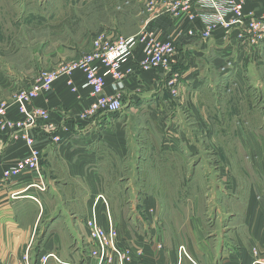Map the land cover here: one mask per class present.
Masks as SVG:
<instances>
[{"label":"crops","instance_id":"obj_1","mask_svg":"<svg viewBox=\"0 0 264 264\" xmlns=\"http://www.w3.org/2000/svg\"><path fill=\"white\" fill-rule=\"evenodd\" d=\"M179 4L165 16L147 22V35L175 36L177 59L171 62V71L141 69L143 45L137 43L120 66L130 72L118 84L109 75L105 77L103 92L120 99L119 112L83 116L92 97L81 71L72 75L71 85L59 77L49 91L32 100L30 107L47 114L46 119L22 131L40 153L38 173L24 169L13 173L31 148L15 131L1 129L5 120L24 118L9 101L35 80L25 78L18 88L9 80L5 87L0 86V103H7L5 116L0 117V264H42L41 258L47 254L59 262L50 257L44 264H94L88 256L91 241L81 223L84 215L91 214L90 196L102 194L113 207L117 197L132 192L136 197L142 195L138 202L145 210L155 211L161 204L159 196L171 197L170 210L187 208L188 216L184 218L182 213L184 221L171 226L174 235L168 231L154 234L158 226L150 223L151 234L142 236L131 230L139 221H115L112 214L103 218L97 213L101 227L113 229L117 243L130 249L133 260L129 264H252L251 250H264V139L254 127L244 124L243 129V123L236 120L231 126V121L222 118L251 114L254 106L246 112L219 106L216 115L218 129L228 140L214 142L215 156L231 165L233 180L251 181L244 198L235 199L240 228L225 229L220 242L214 232L207 238L198 213L202 197L191 191L199 190L206 179L207 99L201 58L209 53L212 66L222 68V76L237 79V72L225 67L226 61H236L237 66L238 62L262 61L258 57L264 52V41L244 46L248 42L242 36L244 28L237 26L228 35L221 28L214 30L206 45L197 34L204 9H185ZM242 5L244 14L264 16V0H242ZM107 32L116 33L113 28ZM93 37L82 47V56L91 50ZM77 56L79 53L69 59ZM94 64L98 66V62ZM181 193L185 198H178ZM232 232L231 244L227 239Z\"/></svg>","mask_w":264,"mask_h":264},{"label":"rangeland","instance_id":"obj_2","mask_svg":"<svg viewBox=\"0 0 264 264\" xmlns=\"http://www.w3.org/2000/svg\"><path fill=\"white\" fill-rule=\"evenodd\" d=\"M235 1L236 7L242 13L240 17L242 22L247 23L249 20L254 19L249 14H244L242 0ZM178 2H180L179 6L185 9L192 8V6H196V9H203L198 0H190L188 3H186V0H0V86L5 87L6 81L9 80L15 85V88H18L25 78L36 81L44 71L51 72L65 64L78 60L77 58L82 57V47L93 36L105 35L116 38L119 36H135L134 34L131 35L132 33L137 34L136 36L146 34L149 31L147 30V24L163 15L165 16L167 11L174 8ZM225 2L226 0H219L216 6L204 7V11L206 15L213 17V20L219 21L221 18L225 22L221 30L225 35H228V32L230 33L237 26L232 27L227 32L226 23L234 18V11L231 10L230 13L221 12L219 7L223 6ZM193 15L194 13L191 14V16ZM112 28L116 33L114 35L110 34V36L107 30ZM213 31L207 37L198 35V40L200 42L206 40V45H209L211 43L209 39H212ZM150 34L149 36L152 38L161 39V37L157 38L152 33ZM245 36L248 42L243 43L244 46L264 41H254L253 36ZM237 38L240 39L239 36ZM76 53H79V57L69 59L71 55L74 56ZM176 55L177 50L176 54L173 55V60L177 59ZM258 58L262 61L256 59L255 61L250 60V62H238V66L234 63L236 61H226L228 65L225 67L237 72V79L226 75L222 76V73H220L222 68L217 69L212 66L209 53L201 58L204 61L202 63L204 68L200 70L203 71L204 94L207 99V143L204 159L206 179H204L203 186L201 183L199 190L194 189L191 191L199 194L200 198L202 197L199 206L202 211H198V213L202 216L201 221L207 233L206 237H213L212 233L214 232L217 239H219L218 242L223 239L221 234L225 229L230 231V229L232 230L231 227L240 228V225H242L241 220L238 218L240 210L237 208L235 199L236 197L240 200L244 198V190L251 181L233 180L231 176H234L235 173L230 169L231 165L224 162L223 158H221V163L219 158L215 156V151L218 149L214 146V142L228 140L218 129L217 107H234L238 111L246 112L254 106V111L252 112V109L250 111L251 114L222 118L231 121V126L236 120L239 124L243 123L241 125L243 129L244 124L254 127L256 130L261 131L260 135L264 139V52L261 51ZM142 61L139 62V66ZM170 67L168 65L164 72L171 71L172 67ZM125 72L127 75L126 70ZM248 77L251 78V81H246ZM16 93L12 95L9 102L13 103ZM177 94L179 95V91H177ZM230 131L229 128V133ZM201 151L203 152L200 149ZM232 151H235V148ZM261 187L264 190L263 183ZM230 194L232 198H230ZM141 197L142 195L139 194L136 197L133 192L125 196H119L113 201V207L107 199L108 215L112 214L115 221L125 220L128 222L133 220V223L139 221L140 224L131 225L133 231L131 232L137 235L149 236L151 234L150 223L158 226V228L153 229L154 234H163L162 231H168L170 235L176 234L175 228L171 226L175 225L176 222L184 221L181 214L183 213L184 218H186L188 216L185 212L187 208L184 211L172 212L173 210L171 211L169 208L171 197L159 196V203L161 204L158 207L156 206V210H145L144 206L138 202ZM216 197L221 199L222 202L217 204L219 199H216ZM178 198L183 199L185 196L182 197L181 193ZM231 201L235 203L233 204ZM186 204L184 203V206ZM179 206L181 207L180 204ZM188 208H191L190 203ZM100 213L103 218L107 217L104 211ZM231 215H234L233 219H229ZM86 217L87 215H84L82 218ZM226 226L229 228H226ZM234 237L232 232V236L227 241L232 244ZM176 248L178 252L181 251V247H178V245H176ZM254 250H251L252 256ZM255 251L259 252L258 250ZM263 253L264 250L261 251L260 255ZM260 258L262 257L259 256L256 259ZM254 259L252 260L253 263L256 261Z\"/></svg>","mask_w":264,"mask_h":264},{"label":"built area","instance_id":"obj_3","mask_svg":"<svg viewBox=\"0 0 264 264\" xmlns=\"http://www.w3.org/2000/svg\"><path fill=\"white\" fill-rule=\"evenodd\" d=\"M190 0H186L188 3ZM202 7L209 5L216 6L219 0H198ZM208 4V5H207ZM207 5V6H206ZM220 8L221 12L230 13L234 11V18L226 23L227 32L234 26L243 25L244 35L253 36V40H264V16L254 18L247 23L241 21L240 9L236 7L235 0H226L225 4ZM231 15V14H230ZM191 18V17H190ZM213 17L206 15L204 12L199 17V28L197 34L201 37H207L210 32L222 28L225 22L220 18L219 21L213 20ZM192 35V31L189 32ZM141 43L143 45L144 58L140 63V68L146 69H167L168 65L173 61V55L176 54L175 36H167L157 40L147 34L139 36H119L111 38L105 35H99L92 40L91 50L85 53L78 60L72 61L54 71H44L40 77L34 81L29 87L20 89L16 93L13 104H16L19 113L24 115L22 120L8 119L1 123V129H8L16 132V136L24 139L25 143L31 148L27 156L19 162L13 173L20 170L39 171L40 153L37 149L32 148L33 140L25 136L22 131L29 126L35 125L37 120L46 119L47 114L44 109L38 107H30L33 99L40 93L47 92L51 89L53 82L59 77H65L67 84H72V75L76 71L84 74L85 85L90 88L92 101L85 110V117H90L97 112H106L110 114L117 113L122 108V103L117 96H109L103 92L105 77L109 75L115 84L126 74L120 69L121 63L132 55L133 47ZM98 62V66L94 64ZM103 70V71H102ZM129 73V70H126ZM7 103H0V117L6 114ZM8 175V174H7ZM90 216L83 218L81 223L86 231V235L91 241V249L89 250V259L94 264H129L133 260L132 253L128 247H121L116 240V232L113 229L104 230L97 221L96 214L104 211L108 215V201L102 194L90 196ZM261 256L262 258L256 259ZM53 257L51 254L42 256L41 263L44 264L48 258ZM253 258L256 259L252 264H264V253L253 251ZM254 259V260H255ZM259 260V261H258ZM59 262V261H58Z\"/></svg>","mask_w":264,"mask_h":264}]
</instances>
